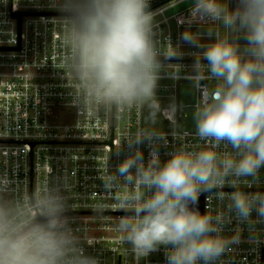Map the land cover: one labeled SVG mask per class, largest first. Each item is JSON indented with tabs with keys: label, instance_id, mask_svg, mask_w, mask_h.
I'll list each match as a JSON object with an SVG mask.
<instances>
[{
	"label": "clouds",
	"instance_id": "obj_1",
	"mask_svg": "<svg viewBox=\"0 0 264 264\" xmlns=\"http://www.w3.org/2000/svg\"><path fill=\"white\" fill-rule=\"evenodd\" d=\"M50 6L66 23L65 69L74 82L66 86L79 112L147 109V122L155 125L164 112L177 110L175 101L162 107L157 96L162 61L149 0H50ZM203 22L225 34L210 30L204 42L191 30ZM187 23L180 39L201 49L192 54L190 77L199 92L195 134L206 146L162 160L166 137L138 128L116 149L117 157L126 149L124 159L103 179L105 190H118L115 206L128 213L116 230L137 264L161 248L166 264H219L239 243L241 225L251 233L264 224V192L242 190L260 186L264 167V0H237L235 8L230 0H193ZM169 44L166 59L184 55L170 38ZM205 80L215 83L202 85ZM142 145L150 148L147 161ZM221 146L231 151H218ZM202 193L227 200V211L201 213L195 206ZM69 209L56 183L20 193L0 175V264H99L74 233ZM233 221L237 226L227 234Z\"/></svg>",
	"mask_w": 264,
	"mask_h": 264
},
{
	"label": "built area",
	"instance_id": "obj_2",
	"mask_svg": "<svg viewBox=\"0 0 264 264\" xmlns=\"http://www.w3.org/2000/svg\"><path fill=\"white\" fill-rule=\"evenodd\" d=\"M155 1L149 0L150 6ZM167 4L149 9L155 17L154 42L162 61L157 96L162 107L175 101L177 110L164 112L151 125L147 109L121 112L92 107L79 112L71 104L72 89L66 86L74 82L65 69L63 14L50 6V0H0V175L7 174L20 193L39 188L44 182L58 184L70 205L74 233L86 254L97 258L99 264H137L131 246L116 230L119 218L128 214L115 206L118 190L107 191L103 186L104 177L114 171L112 166L124 159L126 149L119 157L114 152L125 138L138 128H154L166 137L167 144L159 148L162 160L173 151H199L206 146L196 136L195 127H187L193 120L199 92L195 89L192 103L181 104L178 98V85L191 80L192 54L198 51L182 50L179 37L164 31L167 19L156 20ZM187 13L176 17L179 27L187 22ZM169 38L180 45L183 56L165 58L170 51ZM214 83L201 81L210 87ZM141 148L147 161L150 148ZM217 150L231 148L221 146ZM259 180V187L242 190L264 192V167ZM202 197L204 212L217 215L227 211V200H217L214 193H202ZM100 204L103 211L97 210ZM236 226L235 221L227 225L226 233L231 234ZM241 227L239 243L220 258L219 264H264V224H257L251 233L246 225ZM139 264H166L163 248Z\"/></svg>",
	"mask_w": 264,
	"mask_h": 264
},
{
	"label": "rangeland",
	"instance_id": "obj_3",
	"mask_svg": "<svg viewBox=\"0 0 264 264\" xmlns=\"http://www.w3.org/2000/svg\"><path fill=\"white\" fill-rule=\"evenodd\" d=\"M193 0H173L167 4L163 10V13H160L156 20L160 19H167L166 23H164V31L168 33L171 31L174 35L178 36L179 39L181 34L189 27V24L186 22L182 26H178L176 17L178 14H182L183 12H188L187 16L189 17V9L191 8ZM230 6H232V0H230ZM191 30L193 32H197L203 36V41L207 42L210 36V30H214L215 32L219 33L221 36L225 34V30L220 25H210L208 22L203 23H192ZM182 42V50H197L198 49L188 43H185L183 40L180 39ZM244 41L241 39L240 43ZM195 88L191 84V80H184L178 85V98L181 104L192 103L195 100ZM187 127H195L194 120L190 121L187 124Z\"/></svg>",
	"mask_w": 264,
	"mask_h": 264
},
{
	"label": "water",
	"instance_id": "obj_4",
	"mask_svg": "<svg viewBox=\"0 0 264 264\" xmlns=\"http://www.w3.org/2000/svg\"><path fill=\"white\" fill-rule=\"evenodd\" d=\"M236 3H237V0H232V6H233V8L236 7ZM16 15H18L19 17H21L22 16V13H16ZM195 207H197L201 213H204V199H203V197L202 198H199L198 204Z\"/></svg>",
	"mask_w": 264,
	"mask_h": 264
},
{
	"label": "trees",
	"instance_id": "obj_5",
	"mask_svg": "<svg viewBox=\"0 0 264 264\" xmlns=\"http://www.w3.org/2000/svg\"><path fill=\"white\" fill-rule=\"evenodd\" d=\"M170 1H173V0H156L155 4L150 6V9L153 8V7H156V6L160 5V4H166V3L170 2Z\"/></svg>",
	"mask_w": 264,
	"mask_h": 264
}]
</instances>
